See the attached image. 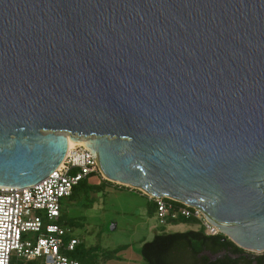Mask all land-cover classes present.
<instances>
[{
	"label": "water",
	"instance_id": "water-1",
	"mask_svg": "<svg viewBox=\"0 0 264 264\" xmlns=\"http://www.w3.org/2000/svg\"><path fill=\"white\" fill-rule=\"evenodd\" d=\"M69 140L263 253L264 0H0V187Z\"/></svg>",
	"mask_w": 264,
	"mask_h": 264
},
{
	"label": "built area",
	"instance_id": "built-area-1",
	"mask_svg": "<svg viewBox=\"0 0 264 264\" xmlns=\"http://www.w3.org/2000/svg\"><path fill=\"white\" fill-rule=\"evenodd\" d=\"M92 175L108 180L90 149L77 142L61 165L40 182L0 187V264H42L41 260L43 264H80L72 255L81 240L61 221L63 199ZM151 198L157 202L161 223L179 216L195 218L208 234H221L195 206L171 197ZM172 201L183 206L176 207Z\"/></svg>",
	"mask_w": 264,
	"mask_h": 264
},
{
	"label": "rangeland",
	"instance_id": "rangeland-1",
	"mask_svg": "<svg viewBox=\"0 0 264 264\" xmlns=\"http://www.w3.org/2000/svg\"><path fill=\"white\" fill-rule=\"evenodd\" d=\"M89 181L99 183L101 178L92 176ZM63 212L89 252L82 264H148L142 248L155 235L202 226L198 221L181 219L161 223L144 193L115 182L75 200L63 199Z\"/></svg>",
	"mask_w": 264,
	"mask_h": 264
},
{
	"label": "trees",
	"instance_id": "trees-1",
	"mask_svg": "<svg viewBox=\"0 0 264 264\" xmlns=\"http://www.w3.org/2000/svg\"><path fill=\"white\" fill-rule=\"evenodd\" d=\"M90 177L75 186L73 194L68 199L75 200L82 194L87 196L92 191L103 190L106 183H112L109 180L102 179L99 183H91L89 181ZM146 196L157 212L158 205L155 199ZM89 203L87 201V204ZM172 203L176 207L183 206L182 203L177 201H172ZM180 219L198 221L195 218L180 216L168 220ZM61 221L73 228L70 221L65 218L64 212ZM142 254L148 264H264V252L261 254L248 253L230 239H225L222 234H208L203 226L197 230L157 234L153 240L144 244ZM72 256L82 264V261L90 255L81 241Z\"/></svg>",
	"mask_w": 264,
	"mask_h": 264
},
{
	"label": "bare ground",
	"instance_id": "bare-ground-1",
	"mask_svg": "<svg viewBox=\"0 0 264 264\" xmlns=\"http://www.w3.org/2000/svg\"><path fill=\"white\" fill-rule=\"evenodd\" d=\"M77 142L74 140H69V148L73 147Z\"/></svg>",
	"mask_w": 264,
	"mask_h": 264
}]
</instances>
